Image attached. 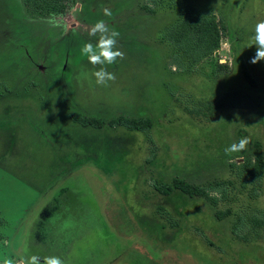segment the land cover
Listing matches in <instances>:
<instances>
[{"label":"rangeland","instance_id":"rangeland-1","mask_svg":"<svg viewBox=\"0 0 264 264\" xmlns=\"http://www.w3.org/2000/svg\"><path fill=\"white\" fill-rule=\"evenodd\" d=\"M183 10L210 16L218 31L216 49L194 64L165 39ZM100 20L120 34L124 55L110 65L81 53L97 44L89 31ZM260 21L264 0H68L61 9L0 0V264L43 259L33 224L61 191L78 223L63 264H264V226L248 222L264 213V60L250 63ZM100 68L115 78L97 84ZM119 117L149 127L108 125ZM245 137L244 151L226 153ZM256 151L257 179L245 165ZM173 179L230 183L214 202L155 191Z\"/></svg>","mask_w":264,"mask_h":264},{"label":"trees","instance_id":"trees-1","mask_svg":"<svg viewBox=\"0 0 264 264\" xmlns=\"http://www.w3.org/2000/svg\"><path fill=\"white\" fill-rule=\"evenodd\" d=\"M26 1H39V4H41V6H47L54 9H61L63 4L68 0ZM226 37L229 49L232 53H234L235 51L233 39L230 37L229 34ZM165 39L174 47L177 53H180L181 58L188 59L191 64H194L216 49L218 43V31L214 20L210 16H200L198 14L189 13L183 10L182 18L166 29ZM170 64L176 66V68L180 67L176 56L172 58ZM241 73L243 75L244 80L247 83L252 84V80L250 78L249 73L243 67L241 68ZM76 74H78L79 77H76ZM81 74L83 73H75L73 75V79H76L78 81L82 78L83 80L81 82H86V84H92V81L88 80L86 74ZM222 107L223 106L220 102H216L215 104L208 106L207 115L209 117L213 116L215 112L221 109ZM72 119L75 122H78L81 126H90L97 129L101 126L100 122L95 118L73 116ZM108 125L111 127L122 126L129 130L145 131L149 127V122L148 120L143 119L141 120L134 118L119 117L116 120L108 122ZM254 146L258 148L257 143H255ZM261 163V155L259 151H256L252 162H245L246 171L248 175H252L250 172L251 170H254L255 173L252 176L257 179L260 173ZM229 183L230 182L228 181H222L208 184L204 187H200L197 185L189 184L181 179H173L170 184L159 183L155 185L154 189L159 195L162 196H169L173 192L178 191L181 194L187 196L188 198L203 197L208 198L209 200H212L214 202L215 196L212 195L224 194V186ZM228 215L229 210L226 209L224 212H215L214 217L216 220H221ZM248 222L253 227L264 226V213L250 216ZM234 230H236L235 227L232 228V231Z\"/></svg>","mask_w":264,"mask_h":264},{"label":"clouds","instance_id":"clouds-1","mask_svg":"<svg viewBox=\"0 0 264 264\" xmlns=\"http://www.w3.org/2000/svg\"><path fill=\"white\" fill-rule=\"evenodd\" d=\"M105 15H111L109 10H105ZM99 34L97 44L93 46L88 42L81 48V53L87 56L89 63L92 65H104L113 64L117 58H123V52L116 48L117 37L119 32L110 30L103 20L97 21L89 31L90 36H96ZM256 52L250 63L256 64L259 61L264 60V21H260L255 25L254 35L252 37ZM250 45L249 47L253 46ZM93 75L96 78V83L99 85H106L108 81L113 80L115 77L112 73L106 71L104 68H100L95 71ZM248 138H241L238 143L231 144L225 149L226 153L242 152L249 145ZM6 264H11L10 261ZM29 264H41V259L37 256L30 258ZM43 264H63V261L59 257H47L44 259Z\"/></svg>","mask_w":264,"mask_h":264},{"label":"flooded vegetation","instance_id":"flooded-vegetation-1","mask_svg":"<svg viewBox=\"0 0 264 264\" xmlns=\"http://www.w3.org/2000/svg\"><path fill=\"white\" fill-rule=\"evenodd\" d=\"M65 193H55L46 201L38 214L41 219L37 216L33 224L31 241L42 249L43 259L51 256L64 258L77 238L78 223Z\"/></svg>","mask_w":264,"mask_h":264},{"label":"water","instance_id":"water-1","mask_svg":"<svg viewBox=\"0 0 264 264\" xmlns=\"http://www.w3.org/2000/svg\"><path fill=\"white\" fill-rule=\"evenodd\" d=\"M61 192H58V194L57 195H59ZM50 211H52V210H50ZM40 219H41V215H40V217H39Z\"/></svg>","mask_w":264,"mask_h":264}]
</instances>
